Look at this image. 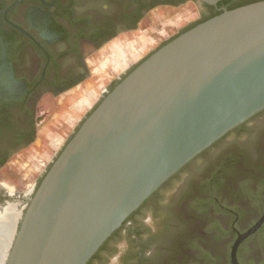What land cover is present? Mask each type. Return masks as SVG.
Wrapping results in <instances>:
<instances>
[{"label":"water","instance_id":"obj_1","mask_svg":"<svg viewBox=\"0 0 264 264\" xmlns=\"http://www.w3.org/2000/svg\"><path fill=\"white\" fill-rule=\"evenodd\" d=\"M263 111L261 1L181 33L104 97L41 181L5 264H88L167 181ZM263 224L238 235L232 264Z\"/></svg>","mask_w":264,"mask_h":264},{"label":"flooded vegetation","instance_id":"obj_2","mask_svg":"<svg viewBox=\"0 0 264 264\" xmlns=\"http://www.w3.org/2000/svg\"><path fill=\"white\" fill-rule=\"evenodd\" d=\"M241 1L0 0V178H13L9 163L35 142L43 99L67 94L89 78L92 52L135 31L154 9L194 4L199 10L196 24ZM186 29L111 81L87 117L130 71ZM66 144L30 190L0 182V209L15 205L20 212L16 230ZM263 215L264 111L167 181L116 231L91 264H192L196 257L197 264H232L238 235ZM209 226H221L225 235L210 231ZM126 235L135 238L132 248L122 242ZM146 238L157 242L156 249ZM237 260L239 264H264V224L243 241Z\"/></svg>","mask_w":264,"mask_h":264},{"label":"rangeland","instance_id":"obj_3","mask_svg":"<svg viewBox=\"0 0 264 264\" xmlns=\"http://www.w3.org/2000/svg\"><path fill=\"white\" fill-rule=\"evenodd\" d=\"M194 4L177 8H158L148 13L133 32L122 34L99 51L92 52L89 78L78 88L40 104V123L35 142L9 163L13 178L1 176L0 182L10 181L21 191L30 190L39 175L66 144L74 130L96 106L111 81L125 74L152 50L176 36L198 19ZM126 247L136 245L131 235L121 237ZM151 248L155 240L146 238ZM137 247V246H136ZM195 253V252H194ZM197 254V253H196ZM197 259L192 264H197Z\"/></svg>","mask_w":264,"mask_h":264},{"label":"bare ground","instance_id":"obj_4","mask_svg":"<svg viewBox=\"0 0 264 264\" xmlns=\"http://www.w3.org/2000/svg\"><path fill=\"white\" fill-rule=\"evenodd\" d=\"M19 216L20 212L15 205L0 209V264H5L7 260Z\"/></svg>","mask_w":264,"mask_h":264},{"label":"trees","instance_id":"obj_5","mask_svg":"<svg viewBox=\"0 0 264 264\" xmlns=\"http://www.w3.org/2000/svg\"><path fill=\"white\" fill-rule=\"evenodd\" d=\"M261 1H264V0H242L239 4H235V5H233L232 7H230L228 10H233V9H236V8H239V7H243V6H246V5H250V4H253V3H257V2H261ZM218 14H220V13H218ZM218 14H215V15H213V16H211L210 18H208V19H205V20H203V21H201V22H198V23H196V24H193V25H191V26H189L186 30H184L183 32H185V31H187V30H189V29H191V28H193L194 26H196L197 24H199V23H202V22H204V21H207V20H209V19H211V18H213V17H215V16H217ZM182 32V33H183ZM131 72V71H130ZM129 72V73H130ZM128 73V74H129ZM121 82V81H120ZM119 82V83H120ZM118 83V84H119ZM117 84V85H118ZM116 85V86H117ZM210 190V189H209ZM132 217V216H131ZM208 229L210 230V231H218V232H221L223 235H225V232H223V230H222V228H221V226H209L208 227ZM261 232V231H260ZM118 234V232H115L112 236H111V238L103 245V247L98 251V253L92 258V260L88 263V264H91V262L98 256V255H100V253H101V251L104 249V247H106V245L112 240V239H114L115 238V236ZM221 235H219V237H220Z\"/></svg>","mask_w":264,"mask_h":264}]
</instances>
